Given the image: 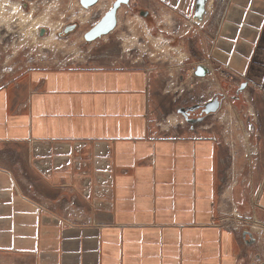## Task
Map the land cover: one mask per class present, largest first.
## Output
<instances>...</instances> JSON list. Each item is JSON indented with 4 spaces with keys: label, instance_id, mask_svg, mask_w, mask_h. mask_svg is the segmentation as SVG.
Instances as JSON below:
<instances>
[{
    "label": "crops",
    "instance_id": "0c3cea01",
    "mask_svg": "<svg viewBox=\"0 0 264 264\" xmlns=\"http://www.w3.org/2000/svg\"><path fill=\"white\" fill-rule=\"evenodd\" d=\"M223 13L202 62L264 93V0ZM160 85L106 65L0 84V148L20 154L0 157V264H249L253 245L221 223L216 128L158 130ZM256 196L264 220V174Z\"/></svg>",
    "mask_w": 264,
    "mask_h": 264
},
{
    "label": "rangeland",
    "instance_id": "374dc122",
    "mask_svg": "<svg viewBox=\"0 0 264 264\" xmlns=\"http://www.w3.org/2000/svg\"><path fill=\"white\" fill-rule=\"evenodd\" d=\"M113 1L99 0L85 8L80 0H0V84L34 67H150L161 79V115L153 123L164 134L188 123L179 108L205 104L220 95L221 108L215 116L207 115L201 128H216L221 144L220 199L226 197L239 213L232 218L238 221L239 217L241 226L249 224L245 229L260 242L258 247L253 244L249 264L262 262L264 226L255 208L264 174V93L252 85L238 92L246 80L225 70L216 69L204 78L193 74L205 57L199 51L201 43L216 36L221 15L216 10L218 0H205L201 19L197 16L200 0H130L120 7L112 32L87 41L85 33ZM232 1L221 3V20L227 17ZM142 10L148 15H141ZM72 23L78 27L64 33L65 26ZM42 28L46 29L44 35ZM237 93L239 97H235ZM0 157L11 161L20 154L3 147Z\"/></svg>",
    "mask_w": 264,
    "mask_h": 264
},
{
    "label": "water",
    "instance_id": "95a60500",
    "mask_svg": "<svg viewBox=\"0 0 264 264\" xmlns=\"http://www.w3.org/2000/svg\"><path fill=\"white\" fill-rule=\"evenodd\" d=\"M98 2L99 0H80V3L85 8H89ZM129 3H130V0H115V2L113 3V6L102 16V18L91 29H89L85 33L84 35L85 39L87 41H93L103 35H106L112 32L117 27V24H118V11L120 7L124 4H129ZM205 11H206L205 0H200L198 2V7H197V16L199 17V19L202 18ZM141 15L147 16L148 11L142 10ZM77 27H78L77 23L68 24L64 28V33L68 34L74 31ZM45 32H46V29L42 28L41 35H44ZM212 73H213V70L211 66L206 62L198 63L193 70V74L196 77H200V78L207 77L208 75ZM247 87H248V82L247 81L243 82L239 86L238 92L244 91ZM202 105L204 106L202 109V114L205 113V115H210V114H214L219 111L222 105V101L219 98V96H215L213 99L206 102L205 104H195L190 107H181L178 109V112L184 115L188 123L195 124V123L203 121L204 116L194 119V118H190L189 115L191 114L192 111L199 109ZM247 236L249 238H247ZM242 239L244 240V242H246L249 245L255 244L257 240L255 235L248 229L243 230ZM258 264H264V261Z\"/></svg>",
    "mask_w": 264,
    "mask_h": 264
},
{
    "label": "built area",
    "instance_id": "2783aa9c",
    "mask_svg": "<svg viewBox=\"0 0 264 264\" xmlns=\"http://www.w3.org/2000/svg\"><path fill=\"white\" fill-rule=\"evenodd\" d=\"M225 0H218V4H217V8L216 10H218V14L222 13V9L223 7H220L221 3H223ZM224 5V4H223ZM222 5V6H223ZM220 8V9H219ZM230 206V205H229ZM225 209V208H224ZM224 215L221 219V223L223 226H225L228 230H233V231H237V230H241L243 231L245 229V226H248L249 224H244L242 223V226L239 224V220L240 218L238 217V221H236V217L232 218V214L234 215H238L239 213L235 212V209L228 207L227 209L224 210ZM240 216V215H239ZM238 237L240 239V242H244V240L242 239V232H238Z\"/></svg>",
    "mask_w": 264,
    "mask_h": 264
},
{
    "label": "flooded vegetation",
    "instance_id": "af4514ba",
    "mask_svg": "<svg viewBox=\"0 0 264 264\" xmlns=\"http://www.w3.org/2000/svg\"><path fill=\"white\" fill-rule=\"evenodd\" d=\"M239 93H237V95L235 96V97H239V95H238ZM219 98L221 99V96L219 95ZM203 105L199 108V109H197V110H195V111H192L191 112V114L189 115V117L190 118H199V117H201V116H204V119L207 117V115H205V113H203L202 114V109H203ZM204 121V120H203ZM202 121V122H203ZM199 123V122H198ZM191 124V123H190ZM193 127H195V128H197L195 125H196V123L195 124H191ZM202 125V123L200 124V126ZM247 238H249L248 236H247Z\"/></svg>",
    "mask_w": 264,
    "mask_h": 264
},
{
    "label": "bare ground",
    "instance_id": "6f19581e",
    "mask_svg": "<svg viewBox=\"0 0 264 264\" xmlns=\"http://www.w3.org/2000/svg\"><path fill=\"white\" fill-rule=\"evenodd\" d=\"M219 9H220V8H219ZM216 14H217V13H216ZM201 123H202V121H201V122H199V123H196V125H195V126H196V127H199ZM225 198H226V197L224 196V197H223V200H225Z\"/></svg>",
    "mask_w": 264,
    "mask_h": 264
}]
</instances>
